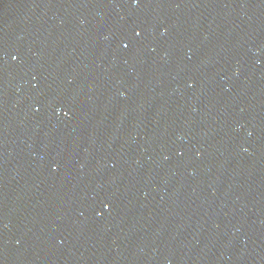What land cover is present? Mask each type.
Wrapping results in <instances>:
<instances>
[{
	"label": "water",
	"instance_id": "1",
	"mask_svg": "<svg viewBox=\"0 0 264 264\" xmlns=\"http://www.w3.org/2000/svg\"><path fill=\"white\" fill-rule=\"evenodd\" d=\"M0 264H264V0H0Z\"/></svg>",
	"mask_w": 264,
	"mask_h": 264
}]
</instances>
